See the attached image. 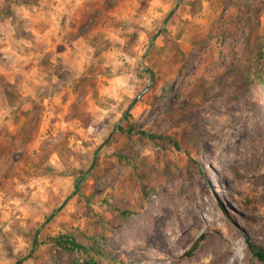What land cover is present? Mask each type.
<instances>
[{"label":"rangeland","instance_id":"374dc122","mask_svg":"<svg viewBox=\"0 0 264 264\" xmlns=\"http://www.w3.org/2000/svg\"><path fill=\"white\" fill-rule=\"evenodd\" d=\"M176 2L0 0V264L40 227L20 264H264L249 247L264 252V0H181L168 18ZM243 15L258 18L253 63L228 68ZM146 67L153 84L88 171ZM157 153L171 173L97 236L93 219L137 197L127 183ZM61 234L86 251L59 250Z\"/></svg>","mask_w":264,"mask_h":264},{"label":"trees","instance_id":"16d2710c","mask_svg":"<svg viewBox=\"0 0 264 264\" xmlns=\"http://www.w3.org/2000/svg\"><path fill=\"white\" fill-rule=\"evenodd\" d=\"M254 18L255 22H251L250 16L243 15L240 17V28L243 27L247 29V38L244 40L237 57L235 55L232 56L230 60L231 63L227 65L228 68H234V66H238L240 64L249 65L253 63L255 43L252 40L253 38H258V18ZM10 86L12 85H10L9 83L5 85V94L7 98H10L11 96L10 93L6 91V89ZM117 129L119 131H126L121 125H119ZM130 130H132V126ZM142 133H145V131H142ZM148 136L154 137V135L152 134H149ZM160 164L161 159L158 153L155 154L152 159L141 160L139 171H137L127 183L129 191L136 193L137 197L134 200H130L128 195L118 197L112 202L111 209L108 210L104 218L93 219L92 223L98 231L97 236L101 238L109 236V234L114 232L116 228L122 226L125 218L128 215L140 213L145 208L149 200L150 192L155 188L161 186L162 181L165 179V177L171 173L172 169L168 162H165L163 168H160ZM43 171L44 173H66L64 171H57V169L52 167L51 165H48L47 168H45ZM81 180L82 178L75 179L73 187L78 188ZM49 241L59 250L73 251L74 249H81L83 251H86L85 246L79 244L69 235L61 234L58 236H52L49 237ZM198 242L199 241L197 240L194 243L192 250L196 248ZM249 247L255 257H257L260 261H264V252L261 249L256 248L251 244H249Z\"/></svg>","mask_w":264,"mask_h":264},{"label":"water","instance_id":"95a60500","mask_svg":"<svg viewBox=\"0 0 264 264\" xmlns=\"http://www.w3.org/2000/svg\"><path fill=\"white\" fill-rule=\"evenodd\" d=\"M181 0H177L176 2V5L175 7L168 13V18L173 14V12L177 9V7L179 6ZM162 27H164V25H162ZM146 71L149 73V76H150V80H149V83L146 85V87L140 91L133 99L132 101L130 102V104L128 105V107L126 108V110L124 111L123 115L120 117V119L114 124V127H113V130L109 133L108 137L106 138L105 141H103L101 143V145L98 147L95 155H94V159L90 165V168L88 169V171L93 167L94 163H95V159H96V156L99 152V149L106 143L109 141L113 131L115 129H117V127L120 125V123L125 119L127 113L130 111V109L133 107V105L146 93V91L150 88V86L153 84V81H154V75H153V72L152 70L149 68V67H146ZM77 189H74L72 195H74L76 193ZM70 197V196H69ZM67 197L63 203L61 205H59V207L52 213V214H55L57 213L62 207L63 205L67 202L68 198ZM48 220V219H47ZM46 220V221H47ZM41 228V227H40ZM40 228L36 231L35 235H34V238H33V241H32V247H31V250L29 251V253L22 259L18 260L15 264H20L22 261H24L25 259L29 258L31 256V254L33 253V250H34V247L36 245V242H37V238H38V233H39V230Z\"/></svg>","mask_w":264,"mask_h":264},{"label":"bare ground","instance_id":"6f19581e","mask_svg":"<svg viewBox=\"0 0 264 264\" xmlns=\"http://www.w3.org/2000/svg\"><path fill=\"white\" fill-rule=\"evenodd\" d=\"M220 251H222V252H224V253H226L227 252V249H226V246L224 247V246H220ZM226 256V255H225Z\"/></svg>","mask_w":264,"mask_h":264}]
</instances>
